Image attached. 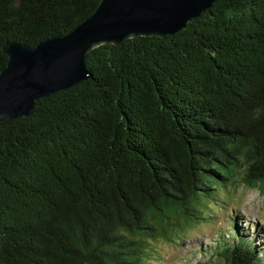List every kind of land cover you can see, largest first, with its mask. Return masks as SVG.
Returning <instances> with one entry per match:
<instances>
[{"label":"trees","instance_id":"16d2710c","mask_svg":"<svg viewBox=\"0 0 264 264\" xmlns=\"http://www.w3.org/2000/svg\"><path fill=\"white\" fill-rule=\"evenodd\" d=\"M100 1L0 0V73L7 41L64 37ZM86 63L91 79L0 126V264H152L149 240L216 221L223 190L264 193V0H217ZM234 211L205 264H264Z\"/></svg>","mask_w":264,"mask_h":264},{"label":"water","instance_id":"95a60500","mask_svg":"<svg viewBox=\"0 0 264 264\" xmlns=\"http://www.w3.org/2000/svg\"><path fill=\"white\" fill-rule=\"evenodd\" d=\"M217 0H101L95 12L64 37L36 47L7 41L0 73V126L29 117L38 100L92 78L88 55L137 37L172 36Z\"/></svg>","mask_w":264,"mask_h":264},{"label":"rangeland","instance_id":"374dc122","mask_svg":"<svg viewBox=\"0 0 264 264\" xmlns=\"http://www.w3.org/2000/svg\"><path fill=\"white\" fill-rule=\"evenodd\" d=\"M221 197L228 208L227 211L219 212L216 208V221L189 226L181 243L149 240L145 251L153 255L152 264H205L215 250V240L219 239L220 232L223 240L230 241L227 228L230 217H233V210L238 213L241 226L247 228L257 224V229L262 233L260 242H264V193L238 183L229 191L223 190ZM152 246L156 253L151 250ZM211 247H214V250Z\"/></svg>","mask_w":264,"mask_h":264}]
</instances>
